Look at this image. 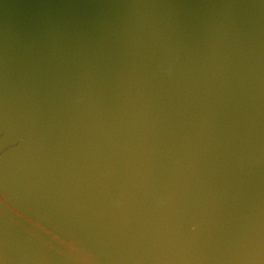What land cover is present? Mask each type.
Masks as SVG:
<instances>
[{
    "label": "water",
    "instance_id": "water-1",
    "mask_svg": "<svg viewBox=\"0 0 264 264\" xmlns=\"http://www.w3.org/2000/svg\"><path fill=\"white\" fill-rule=\"evenodd\" d=\"M0 264H264V0H0Z\"/></svg>",
    "mask_w": 264,
    "mask_h": 264
}]
</instances>
